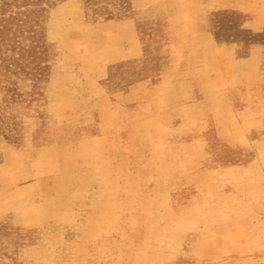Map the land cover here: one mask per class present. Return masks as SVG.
I'll use <instances>...</instances> for the list:
<instances>
[{
  "label": "rangeland",
  "instance_id": "rangeland-1",
  "mask_svg": "<svg viewBox=\"0 0 264 264\" xmlns=\"http://www.w3.org/2000/svg\"><path fill=\"white\" fill-rule=\"evenodd\" d=\"M49 8L0 134V264H264V0Z\"/></svg>",
  "mask_w": 264,
  "mask_h": 264
},
{
  "label": "trees",
  "instance_id": "trees-1",
  "mask_svg": "<svg viewBox=\"0 0 264 264\" xmlns=\"http://www.w3.org/2000/svg\"><path fill=\"white\" fill-rule=\"evenodd\" d=\"M61 1L0 0V134L6 138L15 139L17 120L11 109L23 101L20 81H39L46 72L44 23L49 8ZM83 1L103 18L123 15L130 5L129 0Z\"/></svg>",
  "mask_w": 264,
  "mask_h": 264
},
{
  "label": "crops",
  "instance_id": "crops-1",
  "mask_svg": "<svg viewBox=\"0 0 264 264\" xmlns=\"http://www.w3.org/2000/svg\"><path fill=\"white\" fill-rule=\"evenodd\" d=\"M261 105L264 106V103H262Z\"/></svg>",
  "mask_w": 264,
  "mask_h": 264
}]
</instances>
